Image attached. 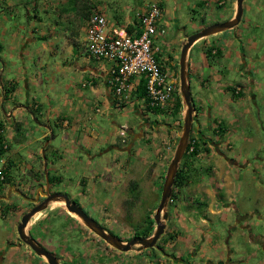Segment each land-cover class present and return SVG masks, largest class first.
I'll return each mask as SVG.
<instances>
[{
	"label": "crops",
	"instance_id": "1",
	"mask_svg": "<svg viewBox=\"0 0 264 264\" xmlns=\"http://www.w3.org/2000/svg\"><path fill=\"white\" fill-rule=\"evenodd\" d=\"M246 1H250V7H245ZM152 5L162 9L165 34L166 28L175 21L177 10L184 5L199 7L203 16L214 14L218 9L222 12V21L219 22L231 20L236 11V0H0V133L6 148L0 160L5 163L9 180L0 186V218L7 221L12 229L30 210L22 205L32 208L41 196L44 197L46 190L66 194L71 200L78 197L86 200L89 190L99 195L103 191L100 185L112 183L110 173L88 171L86 166L92 163L99 166L109 149L131 155L136 144L133 139L137 136L143 138L146 131L153 132L152 135L145 134L151 137L153 149L158 139H162V131L168 138V144H173L183 120L182 101L177 116L154 114L160 117L151 121L146 100L130 98L136 87L120 99L111 87L113 63L90 58L86 52L87 21L92 13L101 12L112 26L125 27L136 36L139 33L138 15L146 13ZM262 11L264 0H244L238 26L231 29L229 34L224 31L215 35L214 45L223 58L230 55L227 50L235 54V63L239 64L235 70L240 66L243 68V71H239L240 75H246L251 70L246 62V51L251 47L242 43L243 31L239 27L245 26L246 29L249 25L243 23L245 13H249V17L261 18ZM256 25L253 23V26ZM165 34H158L154 40L156 45H163L157 58L173 75L172 68L176 66L174 59L177 56L173 45L166 42ZM184 36L174 40L173 44L180 47ZM198 43L191 47L187 57V74L195 113L192 125L197 135L209 139L211 126L216 121L229 119L228 115H222L221 100L217 101L213 91H210V83H220L221 88L228 83L214 66L216 62H210L204 53V46ZM197 46L200 48V59L191 61V51ZM216 94L223 98V89ZM177 98L181 99L176 94L174 99ZM124 109L134 114L133 127H117L115 114ZM161 119L167 120L165 127L155 126ZM55 130L61 134L58 144L54 143ZM118 134L128 141L124 147L120 148L116 143ZM124 139L121 140L123 144L126 143ZM205 161L208 159H202V166ZM186 163L189 165V162ZM14 169L17 178L10 176V171ZM62 174L74 176L77 180L72 181L70 187L67 183L60 191L55 188L64 183ZM21 175L25 178H21ZM72 192L77 193L72 195ZM17 200H21L20 205L16 203ZM225 203V210L229 211L232 207L228 206L229 202ZM211 213L216 216L220 211ZM178 216L180 228L186 230L187 234L176 240L174 255L177 264L191 263L190 259L196 256V251L209 253V256L203 255L201 264H226L225 258L216 252L220 246L219 236L214 234L213 240L208 237L196 242L191 233L193 226L185 222L188 218L194 223V212ZM41 217L42 214H39L35 220L31 219L28 233L32 234L37 229L36 223ZM201 223L207 222L202 219ZM11 237V233L0 237V264H32L37 256L26 248L18 235L15 241H11ZM104 255L106 253L94 258L96 264H108L114 258L118 260L110 264H136L130 262L136 257L130 254L111 253L110 258L106 257V262H102ZM38 258V264H47L44 259ZM84 260L88 258L84 257ZM145 261L143 258L142 264H147Z\"/></svg>",
	"mask_w": 264,
	"mask_h": 264
},
{
	"label": "rangeland",
	"instance_id": "2",
	"mask_svg": "<svg viewBox=\"0 0 264 264\" xmlns=\"http://www.w3.org/2000/svg\"><path fill=\"white\" fill-rule=\"evenodd\" d=\"M245 5L246 8L250 7V1H246ZM199 12V7L184 5L182 9L177 10L175 21L166 28V42L173 45L177 56L174 59L176 66L172 68L174 77L178 76L180 50L188 35L212 24L224 22H219L222 21L220 18L222 12L218 9L214 14L206 16ZM262 15L261 18H253L249 17V13H245L243 23L249 25L246 29L245 26L239 27V30L243 31L242 43L251 47V50L247 47L246 51V62L251 66V70L246 75L239 74V71H243L241 66L235 70L239 64L235 63V54L232 50H227L230 55L223 58L218 47L214 45L216 34L197 41L198 44L204 46V53L210 62L212 64L216 62L214 66L221 71L224 81L228 83L221 88L220 83L211 81L209 89L213 91L217 101L221 100L219 104L222 108V115H228L229 119L228 121H216L209 129L211 132L208 140L212 144L204 145L194 158L195 160L186 161L189 162L188 166L193 168L194 173L186 185L188 188L180 186L172 188V195L166 209L168 219L164 222L166 229L156 246L147 250H138V247H132L129 252H119L87 229L76 215L68 213L63 202L58 200L51 202L45 211L39 213L42 214V217L36 223L37 229L29 235L41 247L55 255L60 264H96L97 261L95 262L94 258L103 253L106 255L103 256L102 262H106L105 258H110V254L113 253L136 256L133 261H130L136 264H142L143 258L147 264H162L163 260V264H177L174 255L176 240L187 234L186 230L180 228L178 214L185 213L187 216L193 212L195 214L194 223L188 218L185 222L193 226L191 233L195 241L208 237L212 239L214 234L218 235L220 246L216 248V252L225 258L226 264H264V11H262ZM253 23L257 25L253 26ZM246 31L248 32L246 33ZM229 32L232 30H227L225 33L229 34ZM182 36L184 37L180 47L174 45L173 41L182 38ZM157 46L160 50L163 47L161 43H157ZM208 50H212L210 55L207 54ZM216 50L220 54L216 53ZM200 56L199 46L193 48L191 61L199 60ZM222 89L223 98L220 94H216L218 90ZM130 98L132 100V95ZM148 117L154 121L156 117L160 116L149 113ZM166 117H169V114ZM161 120L155 126L165 127L167 120ZM114 121L117 127L123 125L133 127L135 116L129 109L119 110L115 114ZM182 124L183 120L180 123L181 128ZM181 128L175 136L173 144H168V138L162 131V139L158 136V142L153 149L151 137L145 136V134L152 135L153 132L146 131L143 138L137 136L133 139L136 144L131 155L109 149L99 166L92 163L90 166H86V170L110 173L112 183L107 186L100 185L103 191H100L99 195H95L89 190L86 200L78 197L75 200L76 203H79V207L108 234L115 236L123 243H127L135 237H151L156 228L155 223L147 237H143L141 234L147 227V218H153L159 204L167 167L173 158ZM55 133L54 143L58 144L61 134L57 130ZM122 138L124 139L119 134L116 137V143L120 148L128 142L124 139L126 143H121ZM190 139L195 142L199 141V137L193 131V125L188 145ZM129 141L131 142V139ZM188 156L186 155V158ZM227 158L236 163L228 161ZM202 159H208L207 162H203L204 166L201 165ZM94 161L96 162V160ZM181 162L182 160L179 166ZM229 169L232 170L230 174ZM62 175L64 183L55 188L60 191L64 190L67 183L70 187V183L77 180L74 176ZM10 176L17 178V171L11 170ZM7 178H5L4 184L9 181ZM21 178H25V176L21 175ZM73 190L72 188L71 191ZM76 193L72 192V195H76ZM40 200H43L42 196L39 198ZM225 202H229L228 206L232 207L229 208V211L225 210L227 209ZM16 203L20 205L21 200ZM233 205L237 208H233ZM22 206L27 210L31 209L27 208L29 207L27 205L23 204ZM216 211H220V214L211 215V212ZM39 214L32 220H35ZM202 219L207 223L202 224ZM181 222L183 221L181 220ZM236 223L237 226H235ZM15 229L14 227L12 229L7 221L0 218L1 236L4 237L11 233L13 235L11 241H15L17 238ZM135 232L141 236H135ZM194 247L196 248V244ZM28 250L30 249L28 248ZM193 255L195 256V253ZM203 255L209 256V253L204 254L202 251H196V256L192 257L190 262L201 264L204 260ZM84 257H87L88 260L85 261ZM138 259L142 261H138ZM117 260L114 258L107 263H116ZM39 262L40 259L35 257L32 264Z\"/></svg>",
	"mask_w": 264,
	"mask_h": 264
},
{
	"label": "built area",
	"instance_id": "3",
	"mask_svg": "<svg viewBox=\"0 0 264 264\" xmlns=\"http://www.w3.org/2000/svg\"><path fill=\"white\" fill-rule=\"evenodd\" d=\"M138 18L139 33L133 36L125 27L112 26L101 12L92 13L87 21L86 52L90 58L113 63L111 87L120 99L143 77L147 107L163 111L180 94L178 76L170 74L157 58L160 48L154 40L158 34H165L162 9L152 5ZM4 172L5 163L0 160V182Z\"/></svg>",
	"mask_w": 264,
	"mask_h": 264
},
{
	"label": "water",
	"instance_id": "4",
	"mask_svg": "<svg viewBox=\"0 0 264 264\" xmlns=\"http://www.w3.org/2000/svg\"><path fill=\"white\" fill-rule=\"evenodd\" d=\"M243 1L244 0H236V11L234 17L231 20L225 21L223 23H215L204 27L195 33H192L186 38V42L181 47L178 60V79L180 97L184 107L183 124L173 158L167 167L160 201L153 215V221L156 226L153 235L149 238L135 237L127 243H123L115 236L108 234L94 219L90 218L75 201H72L68 195L62 193H49L48 190H46L44 200L35 204L28 212L24 213L16 227L19 240L37 257L43 258L47 264H60L55 255L49 253L47 250L41 247L27 232V227L31 219L35 215L45 211L51 202L58 200L63 202L64 208L68 213L76 215L87 229L107 243L110 247L119 252H129L132 247H138V250H147L156 246L157 241L164 234L166 229L164 222H166L168 219V212L166 210L168 201L172 195V188L175 182L179 163L182 160L188 146L190 132L195 118L187 74L188 52L197 41L211 35L231 30L238 26L243 14Z\"/></svg>",
	"mask_w": 264,
	"mask_h": 264
},
{
	"label": "trees",
	"instance_id": "5",
	"mask_svg": "<svg viewBox=\"0 0 264 264\" xmlns=\"http://www.w3.org/2000/svg\"><path fill=\"white\" fill-rule=\"evenodd\" d=\"M211 52H212V50L211 51L208 50L207 54L210 55ZM216 53L220 54V52L218 50H216ZM145 84H146V79L143 77L140 78L138 85L136 86L135 90L132 92V98L133 99H135V100L146 99ZM180 107H181V99L177 98L173 102V106L168 107L166 110L162 111V110L155 109V108H147V109L152 114H162V115L171 114L172 117H175L179 113ZM0 127H1V125H0ZM179 128H181V127L179 126ZM199 135L200 134L197 135L199 137L198 142L191 141V139H190V143L186 149V152L183 156L182 162L179 166V169H178L176 177H175V182L173 185L174 188L179 187V186L185 187L187 185V183L190 182V179H191L194 171H193L192 167L188 166L186 161L187 160H193L197 156V154L200 151V149L202 148V146H204L206 144H212V142L210 140L204 138V136H202V135H200V136ZM191 142H193V143L191 144ZM5 149L6 148H4L3 137L0 133V155H2L5 152ZM190 149H191V152H189ZM186 155H189V156L186 158ZM228 161L235 163L231 159H228ZM5 178H7L6 172H4V181H5ZM7 180H8V178H7ZM4 181L0 182V186L4 184ZM50 182H51V180H50ZM134 189H135V187H134ZM153 224H154L153 218L148 217L147 218V227H146L145 231L141 234L143 237H147L150 234V232L152 231ZM141 235H138L137 232H135V236H141Z\"/></svg>",
	"mask_w": 264,
	"mask_h": 264
},
{
	"label": "flooded vegetation",
	"instance_id": "6",
	"mask_svg": "<svg viewBox=\"0 0 264 264\" xmlns=\"http://www.w3.org/2000/svg\"><path fill=\"white\" fill-rule=\"evenodd\" d=\"M43 200H44V197H43ZM42 200H40L39 202H41ZM72 201H75V200H72ZM79 205V204H78ZM80 206V205H79ZM82 209V208H81ZM83 210V209H82ZM84 211V210H83ZM85 212V211H84ZM86 213V212H85ZM87 214V213H86ZM88 215V214H87ZM89 216V215H88ZM90 217V216H89ZM91 218V217H90Z\"/></svg>",
	"mask_w": 264,
	"mask_h": 264
},
{
	"label": "bare ground",
	"instance_id": "7",
	"mask_svg": "<svg viewBox=\"0 0 264 264\" xmlns=\"http://www.w3.org/2000/svg\"><path fill=\"white\" fill-rule=\"evenodd\" d=\"M38 215V214H37ZM36 216V215H35Z\"/></svg>",
	"mask_w": 264,
	"mask_h": 264
}]
</instances>
